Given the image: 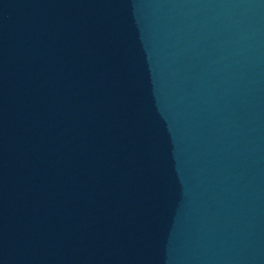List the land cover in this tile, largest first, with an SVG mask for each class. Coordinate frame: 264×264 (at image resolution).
I'll return each mask as SVG.
<instances>
[{
  "label": "water",
  "instance_id": "95a60500",
  "mask_svg": "<svg viewBox=\"0 0 264 264\" xmlns=\"http://www.w3.org/2000/svg\"><path fill=\"white\" fill-rule=\"evenodd\" d=\"M0 264H264V0H0Z\"/></svg>",
  "mask_w": 264,
  "mask_h": 264
}]
</instances>
